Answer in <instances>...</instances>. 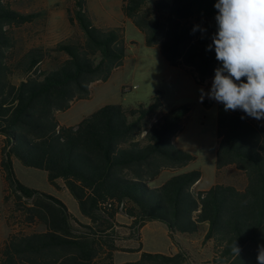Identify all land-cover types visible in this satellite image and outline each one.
<instances>
[{"label":"trees","instance_id":"16d2710c","mask_svg":"<svg viewBox=\"0 0 264 264\" xmlns=\"http://www.w3.org/2000/svg\"><path fill=\"white\" fill-rule=\"evenodd\" d=\"M216 0H122L121 12L140 30L148 47L158 46L172 67L190 68L197 84L219 66L206 51L216 30ZM0 0V172L1 204L10 232L0 247V264H115L118 245L139 241L149 222H161L168 237L200 239L210 252L203 264H257L264 244V120L241 111L225 112L217 103L216 175L235 167L245 185L216 182L192 190L202 174L192 170L163 183V171L194 160L174 142L190 106L162 111L160 93L149 104L102 106L74 126L61 125L55 113L87 100L91 85L105 82L123 65L126 45L121 27L97 26L86 0H73L67 20L76 33L53 49L33 47L13 61L11 28L33 20ZM194 25L207 29L192 32ZM54 53L55 57H51ZM53 59L46 68L40 64ZM62 57V58H61ZM19 78L17 83L11 76ZM204 106L211 104L204 100ZM241 116H245L241 119ZM44 171L58 188L61 180L88 223L79 221L58 198L22 184L13 161ZM130 219L132 233L122 236L117 215ZM42 226L43 231L25 228ZM236 240L241 251L234 256ZM124 264H191L186 250L174 254L142 251Z\"/></svg>","mask_w":264,"mask_h":264},{"label":"rangeland","instance_id":"374dc122","mask_svg":"<svg viewBox=\"0 0 264 264\" xmlns=\"http://www.w3.org/2000/svg\"><path fill=\"white\" fill-rule=\"evenodd\" d=\"M10 6L22 14H34L31 22L11 28L12 47L8 54L13 61L20 58L33 47L53 49L57 43L76 33V27L67 20L68 10L73 0H6ZM87 8L94 23L100 27H121L126 45V57L123 65L113 71L105 82H96L91 85V96L87 100L73 102L66 111L58 112L57 120L66 126H74L83 117L105 105L119 104L125 108L137 104H149L155 93H160L162 111L169 110L183 104L190 106V113L183 121L182 131L175 137V144L182 150L194 156V160L187 166L176 171H163L158 182H164L170 176L192 170H199L202 178L197 188L207 189L214 183L232 184L237 188L245 185V177L235 167H227L216 175V124L217 102L205 96L211 104L204 106L200 101V89L205 92L210 89L212 78L202 84L194 80L190 68L179 69L170 66L161 56L159 47H148L144 37L134 24L126 19L121 12L122 0H86ZM51 57H55L54 53ZM47 57L40 68L49 66L53 59ZM62 58V57H61ZM11 81L17 83L19 78L11 76ZM14 172L17 179L25 186L39 190L59 198L76 215L83 217L79 211L76 200L61 186L55 190L47 182L44 171L23 166L14 161ZM3 180L0 172V228L7 231L1 204ZM60 190V191H58ZM118 232L127 236L133 232L127 217L119 214ZM10 230V229H9ZM31 230H44L42 226L25 228ZM141 248L146 252L168 254L173 247L187 248L193 252L189 255L191 264H203L210 258L209 250L204 247L200 239L176 238L171 241L167 229L161 222H149L140 230ZM123 247L130 249L138 247L139 241L123 240ZM137 259L136 251L115 254L114 261L129 262Z\"/></svg>","mask_w":264,"mask_h":264},{"label":"clouds","instance_id":"9594fccd","mask_svg":"<svg viewBox=\"0 0 264 264\" xmlns=\"http://www.w3.org/2000/svg\"><path fill=\"white\" fill-rule=\"evenodd\" d=\"M216 30L206 51H214L219 66L214 69L210 89L199 91L222 104L225 112L241 111L255 120H264V0H216ZM206 28L194 25L192 32ZM245 116H241L244 119ZM236 240L231 245L240 255ZM257 264H264V244L258 245Z\"/></svg>","mask_w":264,"mask_h":264},{"label":"crops","instance_id":"0c3cea01","mask_svg":"<svg viewBox=\"0 0 264 264\" xmlns=\"http://www.w3.org/2000/svg\"><path fill=\"white\" fill-rule=\"evenodd\" d=\"M179 69H181V68H179ZM91 96V95H90ZM90 98V97H89ZM79 101H81V100H79ZM76 102H78V101H76ZM75 102V103H76ZM74 103H72L71 104V106L73 105ZM70 106V107H71ZM69 107V108H70ZM68 110V109H67ZM57 113L58 112H56L55 113V116L57 115ZM60 123V122H59ZM78 123V122H77ZM76 123V124H77ZM61 124V123H60ZM75 124V125H76ZM61 125H63V124H61ZM66 126V125H65ZM15 161V160H14ZM13 161V166H14V164H15V162ZM202 178V177H201ZM61 180H58L57 181V184H58V187H59V182H60ZM158 181V180H157ZM61 183H62V185L61 186H63L64 187V185H63V182L61 181ZM161 183H163V182H158L157 184H161ZM200 182H198V183H196L193 187H192V190L194 191V192H196V191H205V190H207V189H209V188H207V189H199V188H197V186H198V184H199ZM50 186H52V185H50ZM53 187V186H52ZM55 190H57V188H55V187H53ZM65 188V187H64ZM58 191H60V190H58ZM53 196V195H52ZM55 197V196H54ZM57 198V197H56ZM59 199V198H58ZM74 215V214H73ZM79 221H81L82 223H88V219L87 218H85V217H80V216H76V215H74ZM119 215H117V222H119ZM5 222V221H4ZM5 225H6V223H5ZM6 228H7V231H6V233H5V231H2L3 229H1L0 228V247H1V245L3 244V242L6 240V238L8 237V235H9V232H10V230H9V227L6 225ZM41 231H43V230H41ZM168 235V234H167ZM176 238H182V237H180V236H177V237H175V241H176ZM118 245H120L121 247H123V245H121V243L119 242L118 243ZM136 248H138V247H136ZM135 247H131L130 249H132L133 251H135V249H136ZM183 250H186L187 251V253H188V255H191L192 256V254H193V252H191V251H189V249H187V248H183ZM142 251H144L143 250V248H141V251H136V253H137V259L140 257V254H141V252ZM178 251V249L174 246L173 247V249L168 253V254H174V253H176ZM117 252H119V251H117ZM117 252H115L114 253V255H113V261H114V259H115V254L117 253ZM136 259V260H137ZM135 261V260H134ZM191 262V261H190ZM114 263L115 264H124V263H126V261L125 262H119V263H117V262H115L114 261Z\"/></svg>","mask_w":264,"mask_h":264}]
</instances>
